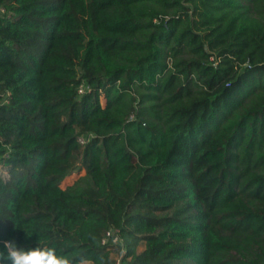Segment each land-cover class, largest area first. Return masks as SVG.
Masks as SVG:
<instances>
[{"label":"trees","instance_id":"1","mask_svg":"<svg viewBox=\"0 0 264 264\" xmlns=\"http://www.w3.org/2000/svg\"><path fill=\"white\" fill-rule=\"evenodd\" d=\"M9 240L93 264H264V0H0Z\"/></svg>","mask_w":264,"mask_h":264},{"label":"clouds","instance_id":"2","mask_svg":"<svg viewBox=\"0 0 264 264\" xmlns=\"http://www.w3.org/2000/svg\"><path fill=\"white\" fill-rule=\"evenodd\" d=\"M7 261H10V264H93V261L83 254H67L58 251L54 246L41 245L24 250L17 246L15 240L3 241L0 264H6Z\"/></svg>","mask_w":264,"mask_h":264},{"label":"built area","instance_id":"3","mask_svg":"<svg viewBox=\"0 0 264 264\" xmlns=\"http://www.w3.org/2000/svg\"><path fill=\"white\" fill-rule=\"evenodd\" d=\"M82 90H83V88L80 86L78 88L77 92L81 93ZM77 141H78V143L82 144L85 140L81 136H78ZM120 242H121V238H120L119 233L116 229L107 230L100 240V244L103 246H105L107 243L116 245V244H119ZM121 253H122V250H121ZM114 264H120L119 260L114 259Z\"/></svg>","mask_w":264,"mask_h":264},{"label":"rangeland","instance_id":"4","mask_svg":"<svg viewBox=\"0 0 264 264\" xmlns=\"http://www.w3.org/2000/svg\"><path fill=\"white\" fill-rule=\"evenodd\" d=\"M83 173V170H79L77 171H73L71 174H69L67 177H65L63 179V181L60 183V187L64 188L66 185L71 184V182L78 177L79 175H81ZM142 249V244H139V246L137 247V251ZM112 258L114 259H118L119 263H121V254L120 253H114L111 255Z\"/></svg>","mask_w":264,"mask_h":264}]
</instances>
